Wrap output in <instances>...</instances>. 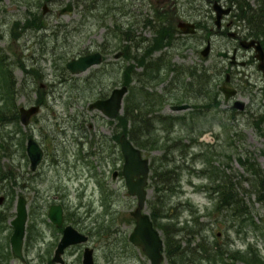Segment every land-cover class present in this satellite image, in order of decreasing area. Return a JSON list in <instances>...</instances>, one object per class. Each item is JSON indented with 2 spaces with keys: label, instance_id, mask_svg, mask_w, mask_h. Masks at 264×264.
I'll return each mask as SVG.
<instances>
[{
  "label": "rangeland",
  "instance_id": "rangeland-1",
  "mask_svg": "<svg viewBox=\"0 0 264 264\" xmlns=\"http://www.w3.org/2000/svg\"><path fill=\"white\" fill-rule=\"evenodd\" d=\"M59 1L49 0L48 4L51 10L50 13L43 16L42 25L35 27V25L30 24L29 27L27 22L42 14L44 0H0V49L10 55L9 60L14 63L11 67L17 80L16 108L19 110L22 105H30L41 95L44 96L45 101L40 112L34 116L29 124L23 125L20 121L21 127H18L20 130L16 123L3 126L0 121V130L4 131L3 135H0V165L1 167L13 165L19 175L17 178L19 183L15 186V198L17 200L20 194H24L28 200V208L31 206L29 204L35 195V191L39 190V192L46 193L49 199L54 194L63 193L65 199L70 200L71 208H78L79 213L88 223L94 225L97 218H105V222L113 221V218L116 219V216H119L116 222L122 228L130 230L135 225L130 212L137 205V196L129 193L124 176L120 175L116 178L112 176V172L119 167L122 168L124 163L121 151L118 155V147L115 154L112 155L117 154L119 158L117 163L113 158L111 159L112 167L108 172L107 186L100 187L98 185L96 172L92 174L93 177L85 189L80 181L78 182L72 176L73 171L77 172L82 167V162H80L82 160H75L82 152V146L76 139L80 132L78 127L84 116L87 117V120L83 126L87 132L90 131L88 122L94 110H91L88 104L92 101L96 93L95 90L99 89L95 84L96 81H92L90 76L95 69L104 67L105 63L100 66H93L78 74L80 78H83V83L76 86H72V83L69 86L59 84L54 89L55 91L50 90V86H48L47 92H45V90L42 91L40 83L47 82V79L50 82H57L58 75L63 71L62 66H65L67 59L76 54L96 49L107 38L117 43L116 46L118 47L122 23L123 29L128 27L135 29L132 23L140 22L144 26L143 29H140L143 36L152 37L155 32L149 24L153 21L148 19L152 18L153 11L150 8L144 9L142 13H138L139 10H137L130 15L126 14L128 22L125 23L123 22L124 11L113 7V4L110 6L105 4L104 0L100 2L99 11H94V13L91 10L88 12L87 9L82 13L76 8L74 11L62 15L59 14L61 6ZM85 1L80 4V8L82 6L92 8L93 2ZM106 3H108L107 0ZM82 17L85 19L84 23L78 24L77 22ZM20 22H26V28L19 26L18 23ZM63 24H66L65 27H59ZM56 34L59 35L58 39ZM221 39L222 44L232 45V43H236L227 36ZM148 42L145 41L144 44ZM44 44L46 49L43 51L42 46ZM204 45L203 43L199 44L195 49L202 48ZM240 49L239 61L247 60V62L245 65L240 63L234 65L236 70L234 77L241 84L237 97L246 101L245 110L233 108L232 101L227 102L224 99L223 94L218 90V85L224 79L225 72L219 75L216 73L217 75L207 77V82H212L215 85V91L207 95L206 101L209 102L205 101L207 107H204L201 116L195 119L196 129L195 132L191 131L190 138L186 137L185 129L178 123L173 125L174 131L169 133V130L164 128V124L154 122L148 133L149 138H151L152 133L155 138L161 139L160 145L151 147L148 141H145L144 145L140 146L144 155L150 158L145 210L150 214L154 210L158 215L157 228L165 241V258L162 264H171L166 251V239L170 240L172 249L180 250H193L194 246L196 247L200 243L213 246L218 242L227 248L228 253H225L224 256L230 262H232V254L237 249L242 252L248 251V259H252L253 252L250 251L249 245L256 247L264 257V236L262 235V230H264V202L259 200L257 194L252 191L251 176L247 173L246 166L238 159V155L241 153L249 154L264 170V121L259 124L255 122L264 110V76L257 66L256 57H253L254 51L243 47ZM61 50L68 51L66 58L60 57ZM196 53L198 52L196 51ZM109 57L114 58V52ZM195 62L202 63L203 66L217 65L223 66V68L225 65L231 64L228 59L223 62L221 57L215 56L207 57L204 60L199 56H192L190 64H195ZM124 63V59L118 58L116 65L108 69L110 71L104 77L103 82L112 84V86L120 83L122 76L120 68ZM135 63L136 60L132 58H129L127 62L128 66L135 65ZM37 64H40L41 69L34 75L35 82L29 84V87H25L28 79H30L27 67H34ZM41 73H45L46 76L41 77ZM87 77H90V84H85ZM1 79L0 74V84ZM217 90L220 98L218 104L213 100ZM208 105L210 106L208 107ZM160 110L162 114L171 112L167 106L160 108ZM128 123L127 131L132 133L130 121ZM115 125L120 127L118 116L111 118L110 127V134L113 133L118 136L120 133H114ZM156 127L158 130L154 129ZM7 130H14L15 137L9 139ZM17 130L19 131L16 132ZM127 131L122 132L128 134ZM29 132H32L39 141L46 135L47 141L54 143L56 148L61 149V152L67 151L68 156L74 160L70 164L55 165L48 170L49 174L44 181H39L38 184H35V188L31 187L30 189L20 183L22 182L21 175L28 176L30 161L26 155V148H23L18 142L22 133L27 134ZM147 137L148 135L144 137L142 133L140 139L146 140ZM10 145L11 153L9 155L8 147ZM4 149L5 152H3ZM113 149L114 141H112L111 151ZM165 158L169 160V167L175 165L174 173L177 172L176 174L179 175L176 179L177 184L172 188L169 187L165 177L156 175L153 168V166L157 167ZM76 164L77 166H75ZM217 167L231 176L233 181L243 180L242 185H240L245 190H250L243 195L247 199L246 201L252 205V209L255 211V221L261 229L257 228L256 225H249L247 226V228L249 227L247 233L244 231L238 233L235 226L227 220L225 215L221 214V209L216 208L218 200L215 199L216 194L212 190L215 183L209 174L212 173V169ZM245 176L246 179H244ZM157 185L164 189L158 190ZM90 208H93L91 213L89 212ZM172 252V256L175 257L177 253ZM198 253L201 254V251L199 250ZM190 255L187 256V259L190 258ZM143 260L145 264H150V259L145 253H143ZM239 260H236L237 264H248L242 259ZM203 264L210 263L204 261Z\"/></svg>",
  "mask_w": 264,
  "mask_h": 264
},
{
  "label": "flooded vegetation",
  "instance_id": "flooded-vegetation-1",
  "mask_svg": "<svg viewBox=\"0 0 264 264\" xmlns=\"http://www.w3.org/2000/svg\"><path fill=\"white\" fill-rule=\"evenodd\" d=\"M89 1L93 2L92 8H89V6H82L80 8V4L86 2L85 0H60L59 2L61 3H59V5L61 6L59 14L62 15L72 12L76 8L82 13L85 12L86 9L88 12H90V10L93 11V13L94 11H99L100 2L103 0ZM107 1H109V3H106L107 5L110 6V4H113V7L124 11L125 17L123 22L125 23L128 22L126 14L130 15L137 10H139L138 13H142L144 9L151 8V11H153V23L149 25H151L155 33L152 37H145L143 36L142 30H140L144 28L140 22H135V24L132 23L135 29L134 27L123 29L122 23L118 47L116 46L117 43L107 38L105 42L100 43L96 49L76 54L67 59L68 61L74 57L96 51H100L103 55V60L100 63L91 66H100L105 63L104 67L95 69L92 76H90L92 81H96L95 84L99 89L95 90L96 93L92 101L89 102V107L95 100L108 97L115 87L126 85L128 88L123 97V103L119 113V115H121L120 127L118 128V126L115 125L114 133H120L118 136L113 133L110 134L111 118L96 107H90L94 112L90 116V121L88 122L89 132H87V129L83 126L87 117L83 116V120L80 122L78 127L80 132L76 139L82 146V152L75 160H82L80 161L82 162V167L78 169L77 172L73 171L74 174H72V176H74L78 182L80 181L84 189L86 185L89 184L93 177L92 174L95 172L97 174L98 185L100 187L108 185L107 176L112 167L111 159L113 158L115 163H117L119 158L117 154L115 156L112 154H115L117 147L118 155L119 151L122 153L120 135L124 133L122 131H127V128H129L128 96L132 95V93L135 98L131 96L132 99L130 102L134 101V106L144 111H148L144 107H155L156 110L150 113L153 118L163 117L169 119L170 122L173 123L171 124V132L174 131V126L172 125L178 123V125L185 129L187 135L185 136L187 138L191 137V131L195 132V119L201 116L203 108L207 107L206 102H209L206 101L208 99L206 98L208 97L207 95L215 91V85H213L212 82H207L208 76L212 77L213 75H217L216 73L219 75L225 72L224 79L219 85L217 84L218 90L223 94L227 102L232 101V107L235 108L233 104L235 99L239 98L237 95L241 84L239 80H236L234 77L236 71L234 65H238V63L242 65L246 64L247 60L239 61L241 52L240 47H243L240 41L241 39L252 38L245 35L239 20L232 17L233 6L228 4L226 0ZM216 1L222 4L224 8L231 7L229 12H224L222 14L219 21H217V14L214 7ZM48 3L49 0H44L42 14L36 15L37 17L33 18L36 19V23H34L35 27H40L44 18L43 16L50 13L51 9ZM68 3L73 5V9L61 13V9ZM45 4H47L46 8ZM84 21L85 19L82 17L77 23L83 24ZM27 24V26H29L30 22L28 21ZM18 25L26 28V22H20ZM65 25L66 24H63L59 27H65ZM226 36L236 43H232V45L227 43L222 44L221 38ZM145 41L149 42L144 44ZM202 43L205 44L202 48L195 49L197 45ZM45 49L44 44L42 50L44 51ZM206 49L207 53H204ZM246 49H252L254 51L253 48ZM196 51L198 53H196ZM113 52L114 58L109 57ZM223 52H228V54L223 55ZM192 56H199V58L203 60L211 56L221 57V61L224 62L228 59L231 64L225 65L224 68L223 66L219 67L217 65L203 66V64L199 62L190 64ZM253 57H255V52ZM36 58L38 59V57ZM118 58L124 59L125 61L120 68L122 75L121 82L112 86V84H107L103 82V80L110 71H108V69L116 65L115 63ZM129 58L133 60L137 58L134 66H128L127 62ZM66 64L62 66L63 71L58 75L57 82H50V80L47 79V82L40 83L42 91L45 90V92H47L46 88L48 86H50V90L55 91L54 89H56L59 84H66L69 86V84L72 83V86H76L77 84L83 83V78L78 76L81 72H71ZM158 66L160 67L157 68ZM39 69H41L40 64L34 67H27V73L30 74V79H28L25 87H29V84L35 82L36 79L34 75ZM67 71H69L70 74ZM204 71H206L205 74H203ZM12 74L13 85L11 86V90L14 93L17 88V80L13 69ZM45 76V73H41V77L44 78ZM227 76H229L228 79ZM209 80L208 78V81ZM224 83L237 89L235 97L226 98L221 90V86ZM218 90V96L217 93L214 94L215 98L213 99L216 104H218L220 99ZM2 101L4 102V98L2 99L0 96V103ZM44 103V96L41 95L30 105H24L27 107L33 104L39 105L38 111L31 116L29 123L34 116L40 112ZM183 104H187V107L183 109L173 108V106ZM210 105H208V107ZM164 106H167L171 112L162 114L160 108ZM246 106L244 109H237L245 110ZM82 112L84 113L83 110ZM263 112L264 110L262 113ZM15 114V105L10 103L8 112L2 110L0 116L1 124L3 126L14 124ZM262 121H264V118H262L261 122ZM133 126V122H130V128H132V130ZM134 131L135 137L141 136L143 132L142 124L139 123ZM3 133L4 131L0 130V135H3ZM127 135L130 138V135ZM7 136L9 139L14 138V130H7ZM30 137H34L43 149L42 159L35 169L31 168V160L27 151V141ZM112 141H114L113 151H111ZM25 147L26 155H28L30 161V168L27 171L28 176L21 175L22 182L20 183L29 189L31 187L35 188V184H38L39 181H44L49 174L48 170L55 167V165L74 162V160L68 156L67 151L63 150V152H61V149L56 148L54 143L47 141L46 135L39 141L32 132H29ZM3 152H5V149ZM8 153L10 155L11 145L8 147ZM75 166H77V164ZM122 168L119 167L112 172L113 178L120 175L124 176ZM115 171L117 172L116 176H114ZM57 173H59V170H57ZM18 176L13 165L9 164L7 167H1L0 165V264H85V260L88 256L90 257V261H87L88 264H145L143 260V253H145L143 251V246L130 239L134 227L130 230L122 228L116 222L119 216H116V219H113V221L110 220L108 222H105V218H103L104 220L95 218L94 225H92L79 213L78 208H71L70 200L65 199L63 193L54 194L49 199L46 193L39 192V190L35 191L29 208L28 200H26L28 215L25 234L21 255L16 254L12 243V236L15 231L13 220L17 214L18 198L17 200L15 198V186L19 183L17 179ZM58 186L61 187V185ZM54 204L62 206L63 221L60 225L50 216V208ZM220 209L222 211L221 214L224 216V208L221 206ZM92 210L93 208H90L89 212L91 213ZM89 212L87 211V213ZM114 214L116 213L114 212ZM134 222L136 224L135 218ZM68 225H71L79 233L85 235L86 238L79 242L70 243L62 249H59L61 240L65 234V228Z\"/></svg>",
  "mask_w": 264,
  "mask_h": 264
},
{
  "label": "trees",
  "instance_id": "trees-1",
  "mask_svg": "<svg viewBox=\"0 0 264 264\" xmlns=\"http://www.w3.org/2000/svg\"><path fill=\"white\" fill-rule=\"evenodd\" d=\"M228 4L233 6L232 11V17L236 20H239L240 25L243 27L242 31L245 33L247 37H252L259 39L264 47V0H226ZM109 3V1H107ZM104 3L106 4V0H104ZM148 19V18H147ZM149 21H152L153 18L148 19ZM31 25H35L36 19L29 20ZM58 34H56V38L58 39ZM64 42V40H63ZM68 54V51H60V55L62 58H66V55ZM10 55H7L3 52L2 49H0V74H1V84H0V96L3 99L4 102L0 104V116L2 114V110H6L8 112L9 104L13 103L16 108L15 100H16V92H18V89L16 88V91L13 93L11 90V86L13 85L12 79V68L11 65L13 62L10 60ZM137 60V58L135 59ZM22 64V62H20ZM23 65V64H22ZM134 65V64H133ZM131 65V66H133ZM158 66L157 68H159ZM206 71L203 72L205 74ZM90 84V77H87L85 79V84ZM133 95L128 96L129 100V106H128V121L133 122V130L132 133L127 131L130 135V139L133 141V143L140 148V146H143L145 141H148V144L151 147L159 146V142L161 139L155 138L151 133V138H149V132L152 129L151 125L154 122L164 124L165 127L169 130V133L171 132V124L169 119H165L163 117H155L151 116L150 113L152 111H155V107H144L148 111H144L143 109H138L136 106H134L133 102L130 100L132 99ZM141 114V115H140ZM20 116H19V110L16 108V114H15V123L18 127H21L20 123ZM119 121L121 120V115L118 116ZM264 118V112L261 113L260 116L257 117L256 124H259ZM139 123L143 126V136L145 137L148 135L146 140H141L140 136L137 138L135 137V129L139 125ZM173 126V125H172ZM20 130V128H18ZM155 130H158V128H154ZM153 129V130H154ZM17 130L16 132H18ZM126 132V131H124ZM239 134V132H237ZM29 135L27 134H21L20 138H18L19 144L26 148V137ZM15 137V136H14ZM147 144V145H148ZM241 153V152H240ZM26 154V153H25ZM230 155V154H226ZM161 159V158H160ZM239 161L246 166L247 173L251 176L252 180V186L253 190L257 194V198L264 202V170L259 166V164L252 159V157L249 154L241 153L238 155ZM211 161V159H210ZM156 175L157 176H163L166 178V180L169 183V187H175L177 184L176 179H178V176L175 172V165L172 167H169V160L165 158L164 160H161L160 164L155 167L153 166ZM211 171V170H210ZM209 171V172H210ZM213 173V174H212ZM212 173L210 172L209 176L212 181H214L215 186L212 187L213 192L216 194V200H218L216 204V208L219 209L221 206L225 210V216L227 220L232 223L233 226H235V229L238 233H241L242 231L248 232L247 226H255L259 229L260 226L257 225L258 223L255 221V211L252 209V205L249 204L244 197V193H247L250 190H245V188L242 185L243 180H239L238 182H235L232 180L231 176H229L227 173L224 172V170H221L219 167L212 169ZM212 175H215L214 177ZM246 179V176L244 177ZM241 184V185H240ZM158 190H163L164 188L159 187L157 185ZM247 191V192H246ZM151 218L153 219V222L155 226L157 227V213L152 210L151 212ZM114 219V218H113ZM250 226V227H251ZM195 232V231H194ZM262 235L264 236V230H262ZM250 251L253 252V258L248 259L247 252H242L240 249H237L234 251V254H232V262L228 260L226 256H224L225 253H228L227 248L218 242L213 246H207L206 244L200 243L198 246H194L193 250H180L177 248L172 249L170 240L166 239V251L168 253V256L170 258L171 264H189V263H196V264H203L204 261L209 262L210 264H218L219 262L221 264H237L236 260L240 261L239 259H242L244 262L248 264H264V257L260 253V251L254 247L253 245H249ZM165 250V249H164ZM201 251V254L198 253V251ZM176 252V256L173 257V252ZM190 255V258L187 259V256ZM185 262V263H184Z\"/></svg>",
  "mask_w": 264,
  "mask_h": 264
},
{
  "label": "water",
  "instance_id": "water-1",
  "mask_svg": "<svg viewBox=\"0 0 264 264\" xmlns=\"http://www.w3.org/2000/svg\"><path fill=\"white\" fill-rule=\"evenodd\" d=\"M47 4H45L46 8ZM217 14V21L220 20L222 14L229 12L231 7L224 8L218 1L214 4ZM73 5L68 3L61 9V13L71 11ZM241 45L245 48H253L255 57L258 61V68L261 70L264 76V47L259 39L245 38L241 39ZM208 48V47H207ZM207 53V49L204 51ZM228 52H223V55H227ZM103 60V55L100 51L91 52L87 54L74 57L67 61V68L73 73H79L86 71L92 65L98 64ZM229 76H227V79ZM128 90L126 85L115 87L111 94L103 99H97L90 104V107H96L103 111L108 117L116 118L122 107L123 97ZM226 98L235 97L237 89L232 86H228L225 83L221 86ZM234 107L238 109H244L246 101L240 98L235 99ZM187 104L173 106L175 109L186 108ZM39 105L33 104L32 106H20V121L23 125H27L31 116L37 112ZM121 150L124 156V163L122 173L125 177L128 191L132 195L137 196V205L131 210V215L135 218L136 224L130 235V239L143 246V251L149 257L151 264H161L165 258L164 248L165 241L161 235L160 230L155 226L153 219L149 212L145 210L146 198H147V185L149 181L150 172V158L145 156L142 149L136 146L133 141L128 137L126 133L120 135ZM27 151L31 160V168L35 169L43 156V149L39 142L30 137L27 141ZM116 171L114 176H116ZM26 197L20 195L17 201V214L13 220L15 225V231L12 236V243L16 254L21 255V248L23 244L25 226L27 221V205ZM50 216L57 224H61L63 221L62 206L54 204L50 208ZM86 238L85 235L79 233L71 225L65 228L64 237L61 240L59 249L64 246L82 241ZM90 261L88 256L85 260Z\"/></svg>",
  "mask_w": 264,
  "mask_h": 264
}]
</instances>
